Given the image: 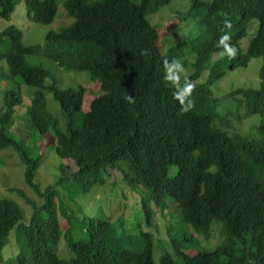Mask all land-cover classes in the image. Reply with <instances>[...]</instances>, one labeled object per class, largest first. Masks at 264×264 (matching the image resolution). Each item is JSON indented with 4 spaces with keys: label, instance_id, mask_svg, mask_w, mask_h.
Returning <instances> with one entry per match:
<instances>
[{
    "label": "trees",
    "instance_id": "16d2710c",
    "mask_svg": "<svg viewBox=\"0 0 264 264\" xmlns=\"http://www.w3.org/2000/svg\"><path fill=\"white\" fill-rule=\"evenodd\" d=\"M17 1L0 0V18L8 21ZM171 1L64 0L65 14L73 21L59 31H47L42 43L24 45L22 31L14 24L0 29V149L11 147L17 153L25 183L38 192L33 175L40 153L34 156L24 139L49 132L60 171L68 170L84 192L103 184L110 170H118L126 185L147 190L149 200L161 209L175 202L177 217L168 227V237H176L172 247L181 264H264V137L256 141L221 131L214 126L210 109L199 111L191 104L188 112H179V102L173 98L177 86L162 75L163 61L182 57L181 42L161 52L158 30L148 21L149 14ZM26 2L33 22L49 23L56 13L57 0ZM192 11L202 34L193 47L189 82L200 76L214 52L222 50L217 38L225 31L236 49L234 57L214 60L203 82L192 84L186 101L204 104L212 81L225 70L246 67L252 58L262 57L264 62V0H191L184 16H192ZM253 18L258 20L257 30L242 52L239 42ZM225 19L231 22L230 29H223ZM26 55L47 57L68 71H88L101 93L83 110V90L58 88L50 71L28 63ZM260 78L258 88L232 93L244 98L245 115L260 114L264 135V64ZM21 83L35 89L21 117L20 128L25 126L27 133L16 140L10 126ZM45 90L58 102L64 123L47 110ZM125 92L133 97L132 103L122 99ZM172 165L176 172L169 176ZM64 180L59 177L57 182L63 185ZM11 190L33 213L25 221L15 200L0 197V264H155L147 232L117 236L110 218L82 213L74 196H70L74 209L63 198L56 207L53 195L58 190L51 185L40 193L44 197L40 205L21 188ZM142 206L147 220L150 212L144 200ZM130 221L121 217L120 224L127 227L123 231H134ZM213 222L219 224L214 227L219 229L218 243L185 253L184 244L206 247L202 240L213 230ZM12 230L16 250L2 255ZM159 264L176 263L162 252Z\"/></svg>",
    "mask_w": 264,
    "mask_h": 264
},
{
    "label": "rangeland",
    "instance_id": "374dc122",
    "mask_svg": "<svg viewBox=\"0 0 264 264\" xmlns=\"http://www.w3.org/2000/svg\"><path fill=\"white\" fill-rule=\"evenodd\" d=\"M63 1L57 0L56 13L53 19L49 23L42 24L31 21L26 0H18L10 19L6 21L0 18V29L9 24H14L22 31V42L24 45L42 43L47 31H59L62 27L68 26L73 21V18L66 16ZM190 5L191 0H172L169 4L160 7L155 13L148 15V21L156 26L160 35L157 44L161 52L166 51L169 46L181 42L178 48L184 52L182 57L180 55L175 60H178L182 64L184 72L180 74L179 83L176 85L177 88L183 87L185 82L191 84L203 82L212 66V62L222 57L220 55L222 50L214 52L210 60L204 64V69L200 73V76L192 82L188 81V75L194 71L195 51L193 47L198 41V35L202 34L201 27L198 26L197 22V13L192 11V16H184ZM257 26L258 20L256 18L249 20L246 35L239 42L242 52L245 51L250 39L256 33ZM191 48H193V52ZM25 58L30 64L41 65L48 69L56 80L58 88L70 87L83 90V110H87L91 100L101 93L98 83L90 78L88 71L65 70L59 67L53 60L41 55H26ZM263 64V58L257 57L252 58L246 67L225 70L221 78L212 81L210 96L206 102L200 104L196 100L190 101L192 106L199 111L203 109L212 110L215 114L213 124L221 131L237 133L249 140L261 141L264 135L259 129L261 123L260 114L245 115L244 98L241 94H233L232 92L240 88H258L261 81L260 69ZM221 68L224 69L223 65ZM2 85L3 83L0 82V88ZM13 87L15 86L13 85ZM34 89V87L23 83L18 85L17 90L20 92V102L15 106V116L10 126V132L15 136L16 140L20 137L24 139L27 133L26 129H23L25 126H22V129L20 128V125H23L21 117L24 116L25 110L31 102V95ZM45 98L46 108L50 114L58 119L60 124L64 123L63 118H61L60 107L58 102L53 99L52 92L45 90ZM7 130L9 129L7 128ZM31 136L27 137L26 140L24 139V142L30 150L35 152L34 156L38 152L40 153L37 168L33 175V180L39 187L38 192L25 183L23 174L24 165L17 153L11 147L0 149V197L15 200L20 205L25 221L29 220L33 213L32 207L11 189L14 187L21 188L27 197L31 198L36 205H40L44 202V197L40 193L45 187L51 185L58 190L57 196L53 195L56 207L59 204L58 199L61 201L64 199L68 206L74 209L75 205L70 199V196H74V200L81 206L82 213L90 217L99 214L108 219L110 218L117 227V236L128 235V237H134L135 235L133 234H137L138 232L136 233V231L138 230L147 232L152 237V257L155 264H159V257L162 252L168 253L176 264L183 262L181 256L176 254L172 247L171 239L176 237L170 239L168 237V227L177 217V213H174V208L176 209L175 202L172 203L175 206H171L168 203L167 208L161 209L149 200L147 190L141 189L140 186L133 189L126 185L118 170H110V174L106 176L103 184L93 185L88 192H84L82 186L68 174V170L60 171V160L49 144L50 133L40 135V138ZM175 172L176 167L174 165L170 166L168 175L172 176ZM59 177H65L63 185L57 182ZM143 200L146 207H149L150 215L147 220H144L145 212L143 211V206L141 207ZM172 213L174 214L172 215ZM121 217L126 222L131 220L130 223L134 227L133 230L135 232L131 230L123 231L122 227L126 229L127 227L120 224ZM59 222L60 224L65 223L60 216ZM174 226L177 227L176 224ZM214 227H219V224L213 222L211 225V229L213 228V230L207 239L203 238L202 240L206 247H202L196 243L188 247L184 244L183 251L188 253L189 251L194 252L198 248L209 249L210 247H214L220 240L219 229ZM198 237L203 236L199 235ZM8 238L7 244L1 249L2 255H9L16 250L17 244L15 243L14 230L9 232ZM128 246L131 247L129 240ZM85 247L86 245L82 244L79 246V249L83 251ZM62 251L65 252L63 245L60 248L61 253Z\"/></svg>",
    "mask_w": 264,
    "mask_h": 264
},
{
    "label": "clouds",
    "instance_id": "9594fccd",
    "mask_svg": "<svg viewBox=\"0 0 264 264\" xmlns=\"http://www.w3.org/2000/svg\"><path fill=\"white\" fill-rule=\"evenodd\" d=\"M223 29H230L231 22L228 19H225L223 22ZM222 29V30H223ZM230 37L228 33L225 31L223 35L218 36L217 38V46L222 49L220 52L221 56H227L229 58L234 57L236 55V49L229 43ZM143 54V52H142ZM184 72V68L182 64L178 60H165L163 61V75L162 79L165 82L170 83L172 86H176L180 80V74ZM192 89V84L185 82L183 87H178L173 92V98L179 102V112L181 114L186 113L191 108V102L186 101V97L190 95ZM123 100L128 103L133 102V97L130 96L127 92L122 97Z\"/></svg>",
    "mask_w": 264,
    "mask_h": 264
}]
</instances>
